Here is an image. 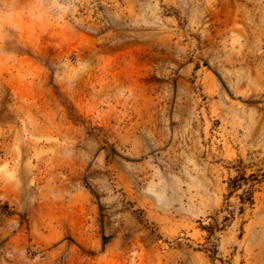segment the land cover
I'll use <instances>...</instances> for the list:
<instances>
[{"label": "rangeland", "instance_id": "374dc122", "mask_svg": "<svg viewBox=\"0 0 264 264\" xmlns=\"http://www.w3.org/2000/svg\"><path fill=\"white\" fill-rule=\"evenodd\" d=\"M0 264H264V0H0Z\"/></svg>", "mask_w": 264, "mask_h": 264}]
</instances>
